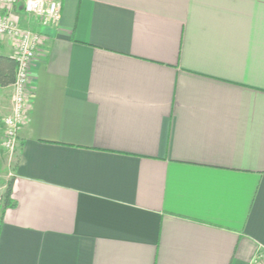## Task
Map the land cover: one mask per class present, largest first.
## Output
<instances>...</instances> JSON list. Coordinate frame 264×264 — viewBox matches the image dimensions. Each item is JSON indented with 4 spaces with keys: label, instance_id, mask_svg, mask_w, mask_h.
Masks as SVG:
<instances>
[{
    "label": "crops",
    "instance_id": "0c3cea01",
    "mask_svg": "<svg viewBox=\"0 0 264 264\" xmlns=\"http://www.w3.org/2000/svg\"><path fill=\"white\" fill-rule=\"evenodd\" d=\"M61 3L56 26L14 6L42 41L16 163L0 157L14 203L0 264H250L264 252V0ZM12 96L0 86V145Z\"/></svg>",
    "mask_w": 264,
    "mask_h": 264
},
{
    "label": "built area",
    "instance_id": "2783aa9c",
    "mask_svg": "<svg viewBox=\"0 0 264 264\" xmlns=\"http://www.w3.org/2000/svg\"><path fill=\"white\" fill-rule=\"evenodd\" d=\"M18 0H0V36H8L15 43L16 62L11 112L3 119L2 152L9 157L19 147V132L25 121L26 108L30 102L29 79L36 51L41 43L38 31L23 27L14 14ZM25 13L42 26L58 25L61 17V0H22ZM1 153V152H0ZM264 252H258L250 264H263Z\"/></svg>",
    "mask_w": 264,
    "mask_h": 264
},
{
    "label": "trees",
    "instance_id": "16d2710c",
    "mask_svg": "<svg viewBox=\"0 0 264 264\" xmlns=\"http://www.w3.org/2000/svg\"><path fill=\"white\" fill-rule=\"evenodd\" d=\"M15 68H16V62L14 57H8L0 54V86L1 87H5L12 84L15 76ZM11 186H12V181H9L3 195L4 201H3V208L1 213H3V211L7 207L14 206V203L10 198Z\"/></svg>",
    "mask_w": 264,
    "mask_h": 264
},
{
    "label": "rangeland",
    "instance_id": "374dc122",
    "mask_svg": "<svg viewBox=\"0 0 264 264\" xmlns=\"http://www.w3.org/2000/svg\"><path fill=\"white\" fill-rule=\"evenodd\" d=\"M29 18H31V19H34L31 15H29ZM17 150H18V148H17ZM0 157L1 158H4V157H7L8 156V159H10V165L11 166H14L15 165V163H16V158H17V154H16V152H14L10 157H9V155H8V153H5L4 151L2 152V149H0ZM8 182L9 181H6V183L5 184H3V187L2 188H0V216H1V212H2V208H3V201H4V192H5V189H6V186H7V184H8ZM2 183H1V181H0V185H1Z\"/></svg>",
    "mask_w": 264,
    "mask_h": 264
}]
</instances>
